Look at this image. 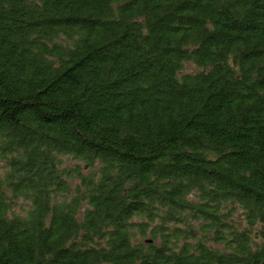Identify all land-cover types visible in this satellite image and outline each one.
<instances>
[{
	"label": "trees",
	"instance_id": "trees-1",
	"mask_svg": "<svg viewBox=\"0 0 264 264\" xmlns=\"http://www.w3.org/2000/svg\"><path fill=\"white\" fill-rule=\"evenodd\" d=\"M0 163V264H264V0H0Z\"/></svg>",
	"mask_w": 264,
	"mask_h": 264
},
{
	"label": "rangeland",
	"instance_id": "rangeland-1",
	"mask_svg": "<svg viewBox=\"0 0 264 264\" xmlns=\"http://www.w3.org/2000/svg\"><path fill=\"white\" fill-rule=\"evenodd\" d=\"M194 72H196V68L192 64L187 63L184 65V69H183L182 73H194ZM62 160H63V164L66 168L74 167V165H76V164L81 165V163L72 161L71 159L66 158V157L63 158ZM86 172H87V170H86V168H84V173H86ZM3 173H4V170H3V167L0 163V177L2 176ZM25 207H26L25 203H20V207H16L15 210L17 212H21L20 209L25 208ZM242 218H243L242 211L240 209L236 208V210L232 213L230 220L234 226H236L240 229V228L244 227V222H243ZM209 246H211L215 249H221L222 248L220 246H216V245H212V244H209Z\"/></svg>",
	"mask_w": 264,
	"mask_h": 264
}]
</instances>
